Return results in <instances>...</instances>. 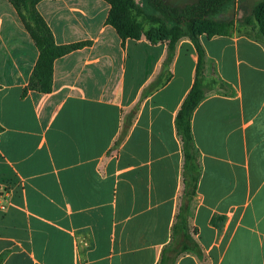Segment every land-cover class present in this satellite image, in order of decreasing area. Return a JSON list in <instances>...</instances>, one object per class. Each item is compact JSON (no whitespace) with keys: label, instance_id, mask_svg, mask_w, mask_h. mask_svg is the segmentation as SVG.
I'll use <instances>...</instances> for the list:
<instances>
[{"label":"crops","instance_id":"crops-1","mask_svg":"<svg viewBox=\"0 0 264 264\" xmlns=\"http://www.w3.org/2000/svg\"><path fill=\"white\" fill-rule=\"evenodd\" d=\"M259 1L226 9L245 20ZM37 9L57 44H92L55 61L51 93L24 96L40 51L0 0V189H10L0 264H264L260 35L200 36L212 89L191 119L199 171L186 232L177 225L186 158L176 120L197 77L192 41L177 43L169 78L142 98L167 44L120 39L105 0H43Z\"/></svg>","mask_w":264,"mask_h":264},{"label":"trees","instance_id":"trees-1","mask_svg":"<svg viewBox=\"0 0 264 264\" xmlns=\"http://www.w3.org/2000/svg\"><path fill=\"white\" fill-rule=\"evenodd\" d=\"M31 0H10L18 10L20 17L31 36L35 39L39 48L40 56L32 74L30 83L24 91L26 96L28 90L49 94L53 89L54 64L55 61L86 46L92 44L91 41H83L67 45L56 43L54 36L47 26L41 20L39 14L34 19L35 28L28 23V20L20 13L19 4L30 9L43 0H32L30 6L27 5ZM111 10L106 23L112 26L123 41L128 39L139 40L145 37L152 44L168 42V64H170L176 50L177 43L183 38H189L194 44L199 60L197 67V77L193 88L186 97L181 110L177 116L176 125L178 134L183 142L185 151V170H186V188L182 201L181 211L177 217V225L181 229L188 231L186 221L187 208L190 205V197L196 194L198 180V163L195 153L194 142L191 130V119L195 109L206 96V86L204 85V76L202 75L206 63V53L201 44L200 36L204 33L210 37L225 34L224 28L229 25L219 23L213 17L218 16L229 4L235 0H199L196 4L186 8L170 7L165 0H148V4L161 16L167 19L163 22L154 15L148 14L141 9L135 0H106ZM140 15L154 21L158 26L145 30L138 21ZM253 17L257 23L260 37L264 40V0H260L253 11ZM168 23H173L169 26ZM166 65V67H167ZM163 82L156 81L154 85L148 87L143 96L154 92ZM177 227V226H176ZM188 249L185 247L183 250ZM177 252V251H176Z\"/></svg>","mask_w":264,"mask_h":264},{"label":"rangeland","instance_id":"rangeland-1","mask_svg":"<svg viewBox=\"0 0 264 264\" xmlns=\"http://www.w3.org/2000/svg\"><path fill=\"white\" fill-rule=\"evenodd\" d=\"M10 2V0H8ZM32 1V0H31ZM31 1L28 2L27 5L30 6V3ZM74 2H78V3H84L86 4V1L88 0H73ZM106 1V0H105ZM167 1V4L169 5H172L171 3H174V4H178V5H173V6H181V8H185V7H190L192 6V4H195L197 3V1L195 3H191L192 0H179V2H175L176 0H165ZM236 1V0H235ZM243 4L245 2V4L247 6H253L254 3L256 2V0H240ZM42 2V1H41ZM107 2V1H106ZM136 4L141 8V9H144L148 14L150 15H154L156 16L158 19L162 20L163 22H167V19H165L163 16H161L159 13H157L156 11H154L152 8H149V4H148V0H135ZM11 3V2H10ZM40 3V2H39ZM38 3V4H39ZM108 3V2H107ZM233 3V2H232ZM12 4V3H11ZM37 4V5H38ZM109 4V3H108ZM181 4V5H180ZM13 5V4H12ZM37 5L34 6V7H29L26 8L24 7L22 4H19V11L20 13L28 20V23L32 26L33 30L36 29L35 28V23H34V19L37 18V14H39L41 20H43L46 24V20L43 18V16L40 14V12L38 11L37 9ZM229 6V5H228ZM227 6V7H228ZM13 7L16 9V7L13 5ZM255 8V7H254ZM254 8H253V11H254ZM17 10V9H16ZM36 13H35V12ZM17 13L20 17V14L17 10ZM233 14L236 16L233 17ZM253 15V14H252ZM225 16V18H223ZM21 18V17H20ZM214 20H216L217 22L219 23H225V24H229L227 25L225 28H224V32L225 34H229V33H232L234 31H237V32H240V33H247V34H251V32L253 31L254 34H256V32L260 35L259 33V29H258V26H257V23L255 22V20L253 19V16L251 17H248L247 19L244 20V11L243 13L241 14V12L237 9H224L222 10V12L218 15V16H215L213 17ZM227 18H236V22L231 19V20H227ZM138 21L143 25V28L145 30H150L154 27H156V25L158 26V24H156L154 21L150 20V19H147L145 16L143 15H140L138 18ZM22 20V19H21ZM169 26H172L173 23H168ZM25 26V25H24ZM48 26V24H47ZM49 27V26H48ZM249 27H253V29L249 28ZM26 28V26H25ZM27 29V28H26ZM50 29V27H49ZM257 31H256V30ZM51 30V29H50ZM29 32V31H28ZM52 32V31H51ZM53 34V32H52ZM31 35V34H30ZM54 36V35H53ZM32 37V36H31ZM32 39L35 41V39L32 37ZM55 39V38H54ZM184 39V38H183ZM36 43V42H35ZM160 43V42H159ZM159 43H156V44H159ZM165 44L168 45V42H164ZM168 56L163 64V68H162V72L159 74L158 78L153 82L151 83L148 87H150L151 85H154L156 83V81L159 80V82H164L166 81L168 78H169V75H168V67L169 65H167L168 63ZM167 65V67H166ZM205 69V67H204ZM204 69H203V80H204V85L206 86V92H208V90H210V86H211V83L210 81H208V79L205 78V73H204ZM212 89V88H211ZM146 91V90H145ZM145 91L143 92L142 94V98H143V95L145 94ZM140 102H141V99L140 101H138V103H136L132 109L129 111L128 115L126 116V125H125V129L128 128L129 126V123L130 121H132L133 117L136 116L137 112H138V109H139V106H140ZM125 136V135H124ZM186 188V187H185ZM185 191V190H184ZM194 197L195 195L191 196L190 197V205L192 204V201L194 200Z\"/></svg>","mask_w":264,"mask_h":264},{"label":"built area","instance_id":"built-area-1","mask_svg":"<svg viewBox=\"0 0 264 264\" xmlns=\"http://www.w3.org/2000/svg\"><path fill=\"white\" fill-rule=\"evenodd\" d=\"M10 198V189H0V210H5L7 202Z\"/></svg>","mask_w":264,"mask_h":264}]
</instances>
